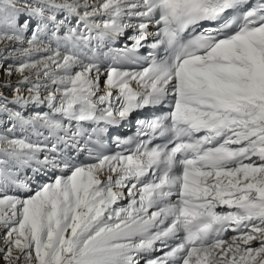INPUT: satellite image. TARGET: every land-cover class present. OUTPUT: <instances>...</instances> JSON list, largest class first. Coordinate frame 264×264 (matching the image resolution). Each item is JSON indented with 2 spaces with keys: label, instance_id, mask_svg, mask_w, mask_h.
<instances>
[{
  "label": "snow or ice",
  "instance_id": "snow-or-ice-1",
  "mask_svg": "<svg viewBox=\"0 0 264 264\" xmlns=\"http://www.w3.org/2000/svg\"><path fill=\"white\" fill-rule=\"evenodd\" d=\"M0 232L2 264H264V0H0Z\"/></svg>",
  "mask_w": 264,
  "mask_h": 264
},
{
  "label": "rangeland",
  "instance_id": "rangeland-1",
  "mask_svg": "<svg viewBox=\"0 0 264 264\" xmlns=\"http://www.w3.org/2000/svg\"><path fill=\"white\" fill-rule=\"evenodd\" d=\"M3 236V233H2ZM2 236H0V245L2 246L3 240H2ZM2 242V243H1Z\"/></svg>",
  "mask_w": 264,
  "mask_h": 264
},
{
  "label": "bare ground",
  "instance_id": "bare-ground-1",
  "mask_svg": "<svg viewBox=\"0 0 264 264\" xmlns=\"http://www.w3.org/2000/svg\"><path fill=\"white\" fill-rule=\"evenodd\" d=\"M0 236H2V232H0ZM0 247H3V243H2V246L0 245ZM0 264H2V262H0Z\"/></svg>",
  "mask_w": 264,
  "mask_h": 264
}]
</instances>
